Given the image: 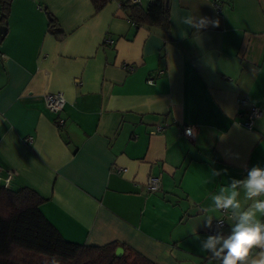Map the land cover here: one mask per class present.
<instances>
[{
  "label": "crops",
  "instance_id": "obj_1",
  "mask_svg": "<svg viewBox=\"0 0 264 264\" xmlns=\"http://www.w3.org/2000/svg\"><path fill=\"white\" fill-rule=\"evenodd\" d=\"M168 7L162 30L135 27L117 0L98 12L90 0H12L0 25V167L13 174L9 189L45 200L40 212L66 242H115L152 264H221L202 250L223 212L213 196L239 193L224 235L264 199L231 189L264 166V0ZM201 17L216 25L186 23ZM48 93L64 97L57 114ZM251 106L260 115L246 129ZM150 176L157 192L145 188ZM262 257L254 248L249 264Z\"/></svg>",
  "mask_w": 264,
  "mask_h": 264
},
{
  "label": "trees",
  "instance_id": "obj_2",
  "mask_svg": "<svg viewBox=\"0 0 264 264\" xmlns=\"http://www.w3.org/2000/svg\"><path fill=\"white\" fill-rule=\"evenodd\" d=\"M12 0H0V25L5 26ZM112 0H90L100 11ZM135 27H169L168 0H147L143 6L117 0ZM49 30L62 36L51 18ZM44 199L30 188L13 191L0 186V264H152L137 253L117 257L115 242L103 247L66 242L40 212Z\"/></svg>",
  "mask_w": 264,
  "mask_h": 264
},
{
  "label": "clouds",
  "instance_id": "obj_3",
  "mask_svg": "<svg viewBox=\"0 0 264 264\" xmlns=\"http://www.w3.org/2000/svg\"><path fill=\"white\" fill-rule=\"evenodd\" d=\"M186 23L198 29L209 24L216 25L215 21L205 17L198 21L189 18ZM241 183L248 198L264 195V166L257 164L250 167L242 181H233L231 189H235ZM238 195L235 190L221 189L219 194L213 196L215 207L239 209ZM257 213L264 216V199L254 201L252 208L241 211L237 222L230 226L226 235H208L202 244V250L220 256L221 264H249L250 252L254 248L264 249V222L257 217ZM207 226H210V219ZM251 264H264V257L252 261Z\"/></svg>",
  "mask_w": 264,
  "mask_h": 264
},
{
  "label": "built area",
  "instance_id": "obj_4",
  "mask_svg": "<svg viewBox=\"0 0 264 264\" xmlns=\"http://www.w3.org/2000/svg\"><path fill=\"white\" fill-rule=\"evenodd\" d=\"M132 3H139L136 0H131ZM104 43H109L108 40H105ZM149 83H152L151 80H148ZM44 102L47 107V109L52 113H59L62 111L65 100L61 93H55V94H44ZM260 110L256 106H251L246 120L240 123V125L246 129H251L253 126L254 121L259 117ZM161 128H157V131H160ZM183 136L192 139L193 136V130L192 128H185L182 132ZM27 142H31V138L27 139ZM12 172L10 171H4L0 167V186L7 189L9 188L11 179H12ZM145 188L149 193L157 192L160 189V178L158 176H150L145 184ZM232 217V213L226 211L223 209L222 215L220 218L213 220L210 222V226L207 228V234H223V230L226 225V219ZM251 254V252H250Z\"/></svg>",
  "mask_w": 264,
  "mask_h": 264
},
{
  "label": "water",
  "instance_id": "obj_5",
  "mask_svg": "<svg viewBox=\"0 0 264 264\" xmlns=\"http://www.w3.org/2000/svg\"><path fill=\"white\" fill-rule=\"evenodd\" d=\"M0 32H1L2 34H4V32H5V28H4V27L0 28ZM121 254H122V250H121L120 248H117L116 251H115V255H116L117 257H119V256H121Z\"/></svg>",
  "mask_w": 264,
  "mask_h": 264
}]
</instances>
